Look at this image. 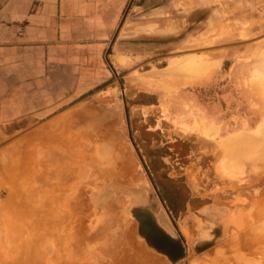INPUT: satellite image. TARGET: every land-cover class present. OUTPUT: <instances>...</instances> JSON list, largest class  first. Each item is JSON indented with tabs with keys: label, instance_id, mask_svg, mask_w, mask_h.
Returning <instances> with one entry per match:
<instances>
[{
	"label": "rangeland",
	"instance_id": "1",
	"mask_svg": "<svg viewBox=\"0 0 264 264\" xmlns=\"http://www.w3.org/2000/svg\"><path fill=\"white\" fill-rule=\"evenodd\" d=\"M129 3L118 73L46 146L65 160L0 125V264H264L236 236L264 232V0Z\"/></svg>",
	"mask_w": 264,
	"mask_h": 264
},
{
	"label": "crops",
	"instance_id": "2",
	"mask_svg": "<svg viewBox=\"0 0 264 264\" xmlns=\"http://www.w3.org/2000/svg\"><path fill=\"white\" fill-rule=\"evenodd\" d=\"M129 1L0 0V125L37 123L22 141L38 148L39 161L59 162L46 146L72 128L71 110L118 73L110 49ZM138 1L135 9L158 0Z\"/></svg>",
	"mask_w": 264,
	"mask_h": 264
},
{
	"label": "bare ground",
	"instance_id": "3",
	"mask_svg": "<svg viewBox=\"0 0 264 264\" xmlns=\"http://www.w3.org/2000/svg\"><path fill=\"white\" fill-rule=\"evenodd\" d=\"M71 122V121H70ZM63 127V126H62ZM60 128V127H59ZM65 128V127H64ZM45 132V131H44ZM46 137V136H45ZM44 139V138H43ZM45 140V139H44ZM242 142V141H241ZM248 142H249V140H248ZM48 143V142H47ZM44 145V144H43ZM249 145V144H248ZM61 148V147H60ZM47 150H50V149H48V147L46 148ZM45 149V150H46ZM251 149V148H250ZM60 150H62V149H60ZM63 151H64V148H63ZM48 152H50V151H48ZM62 153V152H61ZM64 153V152H63ZM45 157H47V156H45ZM23 159V158H22ZM56 173V172H55ZM71 173V172H70ZM69 173V174H70ZM5 174H7V173H5ZM51 173H48V176L50 175ZM46 176L47 175H45V178H46ZM14 178V177H13ZM51 178V177H50ZM20 179H21V177H20ZM15 180V179H14ZM13 180V181H14ZM44 181H45V179H44ZM46 182H47V180H46ZM68 183H70V182H68ZM19 184V183H18ZM54 185V184H53ZM54 186H56V185H54ZM33 187V186H32ZM61 192V191H60ZM62 193V192H61ZM65 198V197H64ZM35 199V198H34ZM66 200V199H65ZM68 200V199H67ZM47 202V201H46ZM54 203V202H53ZM65 204H67L66 203V201L64 202ZM46 204V203H45ZM55 204V203H54ZM22 206V205H21ZM29 206V205H28ZM34 206V205H33ZM47 206V205H46ZM65 206V205H64ZM27 207V206H26ZM56 207V206H55ZM73 207V206H72ZM22 208V207H21ZM46 208V207H45ZM58 208V207H57ZM69 208V207H68ZM74 208V207H73ZM53 209V208H52ZM51 208H50V210H52ZM47 210H49V209H47ZM42 211V210H41ZM30 212V211H29ZM46 212V211H45ZM54 212H57V210L55 211L54 210ZM60 212H61V210H60ZM18 213V212H17ZM34 213V212H33ZM48 213H50V212H48ZM52 213V212H51ZM50 213V214H51ZM35 214V213H34ZM40 214H42V213H40ZM60 214V213H59ZM62 214H64V213H61L60 215L62 216ZM43 215V214H42ZM41 215V216H42ZM46 215H49V214H46ZM52 215H54V213L52 214ZM65 215V214H64ZM38 216H40V215H38ZM56 216V215H55ZM73 216V215H72ZM58 217V216H57ZM60 217V216H59ZM62 217H64V216H62ZM62 217H60V218H62ZM250 217V216H249ZM48 219H49V217H47ZM50 218H51V215H50ZM65 218V217H64ZM67 218V217H66ZM43 220H41V221H44V217L42 218ZM45 220H46V217H45ZM56 220V219H55ZM50 221V220H49ZM56 221H58V220H56ZM63 221V220H62ZM59 222L60 221H58L56 224H57V226L58 225H61V224H59ZM48 223V222H47ZM53 224V223H52ZM43 225H44V223H43ZM49 231V230H48ZM40 232V231H39ZM241 232V231H240ZM244 232V231H243ZM255 233H253V234H238V235H236V236H239L238 238H239V242H240V244L239 245H241L242 246V248H252V250H256L255 248H256V246L257 245H262V242H264V232L261 230V231H254ZM43 233V232H42ZM239 233V232H238ZM252 233V232H251ZM47 233H45V235H46ZM50 236H53V238H55L56 239V237L57 236H54V234H51ZM41 237H43V236H41ZM59 238V237H58ZM58 238H57V240H58ZM243 239V240H242ZM43 240H44V238H43ZM53 240V239H52ZM240 240H242V241H240ZM59 241V240H58ZM60 242V241H59ZM58 242V243H59ZM55 243H56V241H55ZM42 244H44V243H42ZM61 244V243H60ZM62 245V244H61ZM60 245V246H61ZM66 245V244H65ZM96 245H98V244H96ZM239 245H238V247H239ZM75 246V245H74ZM68 247H70L69 246V244H68ZM74 248V247H73ZM258 248V247H257ZM55 249H56V253H57V248L55 247ZM55 249H54V251H55ZM63 249V248H62ZM65 249V248H64ZM71 249V248H70ZM77 250V249H76ZM60 251V250H59ZM74 251V250H73ZM258 251V250H257ZM260 251V250H259ZM262 251H264V250H262ZM54 253V252H53ZM62 253V252H61ZM90 253H92V252H90ZM55 255H57V254H54V257H55ZM46 256L48 257L49 255H47V253H46ZM46 257V258H47ZM52 257H53V255H52ZM58 257V256H57ZM62 257V256H61ZM48 258H51V257H48ZM47 258V260H49ZM52 259V258H51ZM54 259H56V258H53V260ZM133 259L134 260H136L134 257H133ZM86 260V259H85ZM133 260V261H134ZM80 262V261H79ZM82 262H83V260H82ZM52 263V262H51ZM58 263V260H56V264ZM61 263V262H60ZM68 263V262H67ZM86 263V262H85ZM134 263L135 264H137L138 262H136V261H134ZM53 264H55V262L53 263ZM70 264V263H69ZM192 264H205V263H203L202 261H199V260H193V262H192Z\"/></svg>",
	"mask_w": 264,
	"mask_h": 264
},
{
	"label": "flooded vegetation",
	"instance_id": "4",
	"mask_svg": "<svg viewBox=\"0 0 264 264\" xmlns=\"http://www.w3.org/2000/svg\"><path fill=\"white\" fill-rule=\"evenodd\" d=\"M154 202H152V206L155 204H153ZM154 207V206H153ZM137 214V212H136ZM138 215V214H137ZM140 218H143V216L138 215ZM162 221L164 224L165 220L162 218ZM160 234V235H159ZM157 235H155L154 237H152L150 239V241L153 243V245H155L157 248H159L160 250L166 252L168 255L171 254H175L173 251V248H177L178 247V241L176 238H174V236L171 233H167V232H161Z\"/></svg>",
	"mask_w": 264,
	"mask_h": 264
}]
</instances>
